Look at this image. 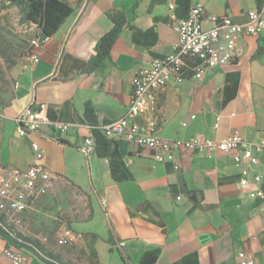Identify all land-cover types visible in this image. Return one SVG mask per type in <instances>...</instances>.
Segmentation results:
<instances>
[{"label":"crops","instance_id":"1","mask_svg":"<svg viewBox=\"0 0 264 264\" xmlns=\"http://www.w3.org/2000/svg\"><path fill=\"white\" fill-rule=\"evenodd\" d=\"M68 1L71 16L33 49L39 60H20L10 70L12 96L0 106V171L34 164L33 143L40 144L41 163L58 179L32 208L55 203L51 215L66 218L74 232L71 252L82 264H140L153 248H161L156 264H238L239 250L264 260V199L250 198L249 188L241 186L242 166L233 152L209 157L181 149L175 161L159 162L151 149L138 147L127 135L109 140L104 157L86 155L80 147L90 134L85 104L95 107L100 122L125 116L134 76L154 57L174 50L179 36L170 3L175 0L153 6L151 0ZM203 1L206 27L223 14L244 23L248 11L258 7L256 0ZM115 11L125 13L127 24L110 56L89 70ZM261 46L264 32L244 34L233 61L201 79L173 80L159 92L157 108L138 115L136 123L167 139H220L239 132L256 148L264 139ZM40 102L47 103L50 120L69 123L68 130L44 126L19 135L17 115ZM256 153L260 163L253 171L264 174V150ZM113 163L129 174L127 180L113 179ZM6 247L0 236V264H13ZM28 256L31 264H43Z\"/></svg>","mask_w":264,"mask_h":264},{"label":"built area","instance_id":"2","mask_svg":"<svg viewBox=\"0 0 264 264\" xmlns=\"http://www.w3.org/2000/svg\"><path fill=\"white\" fill-rule=\"evenodd\" d=\"M173 12L174 27L178 32V42L173 51L154 57L148 66L141 68L133 78L127 114L117 120L101 124V128L109 140H118L129 136L140 148H149L159 162L175 161L179 150L205 151L212 157L215 151L233 152L234 160L242 166L240 184L249 188L248 195L252 199H264V174L253 171L260 163L257 151L264 150V139L255 148L251 142L239 132L224 138L167 139L160 136L153 128L142 129L135 118L141 113L153 111L158 105V94L173 80L177 83L189 77L201 79L205 74L217 67L233 61L237 55V46L244 34L260 35L264 32V4L248 11V19L241 23L232 16L223 14L212 18L213 25H204V1L194 0L189 15L180 19L175 13V2L170 3ZM29 60L37 62L34 53ZM17 133L21 136L30 132H39L44 126H54L61 131L68 130L70 124L53 122L47 114V103L40 102L26 106L16 117ZM90 129V126L87 124ZM219 127V122L215 124ZM82 151L89 155L94 152V139L84 136L80 145ZM36 162L27 168L7 166L0 171V216H9L28 211L53 187L58 175L41 163L44 151L38 142L33 143ZM179 165L176 163L175 165ZM181 199V196H177ZM73 230L65 225L60 244L72 243ZM13 264H31L29 256L20 249L7 246L5 249ZM238 264H264L254 255L244 250L237 252Z\"/></svg>","mask_w":264,"mask_h":264},{"label":"trees","instance_id":"3","mask_svg":"<svg viewBox=\"0 0 264 264\" xmlns=\"http://www.w3.org/2000/svg\"><path fill=\"white\" fill-rule=\"evenodd\" d=\"M3 1V5L5 6H17L19 8L22 23L36 24L37 37L39 39L37 44L52 37L74 11V8L68 0ZM163 1L165 0H151V6ZM256 2L258 7L264 4V0H256ZM192 3L193 0H175V15L180 19L186 18L189 15ZM111 17L114 24L108 32L99 38L96 45V54L89 61V70H94L104 59L110 56L113 46L127 24V17L124 12L115 11L111 13ZM34 47L35 46L31 45L29 48L24 49L22 60L29 59V56L33 54ZM262 53H264L263 46L259 47L257 51L259 55ZM0 55L5 57L9 62L7 66L8 70H11L12 67L19 62L17 59L10 58L8 47H3L1 43ZM11 80L13 83L12 77ZM5 103L7 102H3L1 105ZM84 118L86 123L90 126V132L94 139V152H97L102 157L106 156L110 142L101 128V124L106 122L98 121L95 107L90 102L85 104ZM111 175L116 181H124L129 178V174L117 163L111 165ZM65 221L67 222L66 218ZM0 236L6 240L7 246L20 249L43 264H66L62 260L60 254L47 250L42 240L26 236L22 232L16 230L8 223L4 216H0ZM160 255L161 248L146 250L140 258V264H156Z\"/></svg>","mask_w":264,"mask_h":264},{"label":"rangeland","instance_id":"4","mask_svg":"<svg viewBox=\"0 0 264 264\" xmlns=\"http://www.w3.org/2000/svg\"><path fill=\"white\" fill-rule=\"evenodd\" d=\"M3 2L0 0V43L3 47H8L11 59L20 61L23 59L24 49L31 45L36 46L39 42L37 26L34 23H22L19 8L5 6ZM8 64L7 59L0 55V106L1 103L10 100L13 92L11 73L7 69ZM54 204L51 202L42 206L40 203L26 212L6 216V219L11 226L24 235L42 240L45 248L60 254L66 264H82L84 261L82 257L77 259L75 258L77 253L71 252V243L60 244L58 242L66 221L65 217L60 214L57 217L51 215L50 211L54 209ZM41 206L42 208L39 209L38 207Z\"/></svg>","mask_w":264,"mask_h":264}]
</instances>
